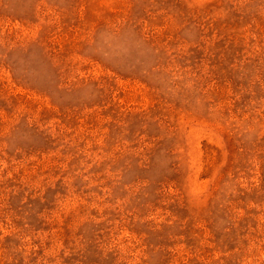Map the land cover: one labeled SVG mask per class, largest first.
I'll return each instance as SVG.
<instances>
[{"label": "rangeland", "instance_id": "1", "mask_svg": "<svg viewBox=\"0 0 264 264\" xmlns=\"http://www.w3.org/2000/svg\"><path fill=\"white\" fill-rule=\"evenodd\" d=\"M0 264H264V0H0Z\"/></svg>", "mask_w": 264, "mask_h": 264}]
</instances>
